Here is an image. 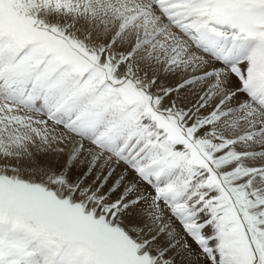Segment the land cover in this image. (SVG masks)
Masks as SVG:
<instances>
[{
    "label": "snow or ice",
    "instance_id": "obj_1",
    "mask_svg": "<svg viewBox=\"0 0 264 264\" xmlns=\"http://www.w3.org/2000/svg\"><path fill=\"white\" fill-rule=\"evenodd\" d=\"M0 264H264V0H0Z\"/></svg>",
    "mask_w": 264,
    "mask_h": 264
}]
</instances>
